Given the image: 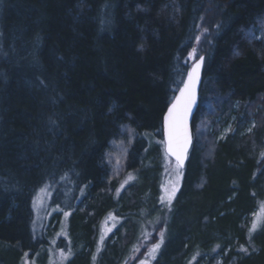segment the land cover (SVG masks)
Masks as SVG:
<instances>
[{"label": "trees", "instance_id": "16d2710c", "mask_svg": "<svg viewBox=\"0 0 264 264\" xmlns=\"http://www.w3.org/2000/svg\"><path fill=\"white\" fill-rule=\"evenodd\" d=\"M200 56L193 146L167 209L163 116ZM257 103L264 0H0V264L47 255L33 217L46 186L66 222V264H138L161 232L152 264H264V229L251 242L245 223L264 201ZM214 126L231 128L217 141ZM126 174L136 179L117 197ZM110 214L129 234L110 244L112 234L94 259Z\"/></svg>", "mask_w": 264, "mask_h": 264}, {"label": "rangeland", "instance_id": "374dc122", "mask_svg": "<svg viewBox=\"0 0 264 264\" xmlns=\"http://www.w3.org/2000/svg\"><path fill=\"white\" fill-rule=\"evenodd\" d=\"M253 32H254V35L259 39L263 36L262 30L260 27H255ZM198 55H199V53H198ZM260 102H262V98H260ZM259 103H257L258 105L256 104L258 111L259 110L264 111V106H262L263 104L260 105ZM234 119H235V117H234ZM219 120L217 119L216 122L219 123ZM256 124H258V123H256L254 118H252L250 120V124L245 126V132L250 133L253 130H255V128L257 127ZM215 128L216 127L214 126L213 131L215 130ZM230 128H231L230 126H226L223 129H221L219 127L217 129V131H214V133H213L215 135L214 136L215 140L219 141V140L225 139V137L230 132ZM208 144H210L209 141H208ZM160 152L162 154V156L160 158V162H162V164H163V170H162V172L158 173V177L156 175V178H158L159 182H160V188L161 189H160V193H159V202L161 203V200H160L161 196H166L164 189L168 188L170 186V183H172V184L176 183V171H175V163L166 155V153L164 151V144L163 143H162V146L160 147ZM260 157H261V159H264V146L260 152ZM181 171H182V175L179 178V183L177 185V191L175 193V197L173 198V200L171 202V205H172L173 201L176 199L178 192L181 188L184 170L182 169ZM129 175H131L132 177H134V179H136V175L126 174L120 182V184L123 185V187H121V185L119 186V192H117V197L121 194V192L123 191L124 188L128 187L131 184V182L134 181V179H132V180L128 179ZM42 189H46V191H41ZM42 189L37 193V195L35 196L34 201H33V217H34V228L42 234H44V233L47 234V231L49 233L48 234L49 236L47 238L48 243H49L47 255L46 256H37L31 262L28 260H24L23 264H66L68 259L71 257V252L69 250L65 249L64 247L57 246V241L61 237H63L65 239V241L68 243V235H67V231H66V222L64 221V219H59V218H56V216H54L56 214V212H59V211L57 208L52 207V205H51V201L53 198V190L48 186H46ZM164 205H165V207H167V209L170 208V206H171V205L169 206L166 201L164 202ZM161 210L164 211L163 207H160L159 211H161ZM164 214H165L164 216H166V217L168 216L166 209H165ZM165 220H166V218H165ZM254 222H257V224H258L257 229L255 231H250ZM245 223H246V225L249 226L248 227L249 228V235L248 236H249L250 241L252 242L253 238L258 236L259 233H261L264 229V201L259 203L258 210L253 214L251 213ZM124 226H125V224L123 225V223L120 220H118L114 214H110L108 217H106L101 222L99 237L97 240V244L95 245L94 253L92 254L94 258H97V256L100 254L102 249L106 246V241L110 238V236L112 234H113V238H112L110 244L114 243L116 240L120 241L121 238H124L125 236H127L129 234L128 228H126ZM138 230H139V232H138L137 236H139V239H141V237L143 236L144 238L142 240H144L145 238H148L149 237L148 234H151V233L145 232L144 230L142 231V229L140 227H138ZM101 237H103L102 242H101ZM159 237H160V234H159ZM165 238H166L165 233L163 232V242H164ZM136 249H137V247L135 246L134 249L132 250V253L129 256H131V257L136 256L138 254V250L136 251ZM159 251H160V247L158 250H156L154 258H151L149 256V251H148V257L141 259V260H148L149 264H152V261L156 258V255L158 254ZM61 252L64 253V257H66V259L61 256ZM141 260L138 262V264H140ZM129 262L130 261H125V262H123V264L124 263L128 264ZM222 262H223V258L220 257L218 259L217 264H221Z\"/></svg>", "mask_w": 264, "mask_h": 264}, {"label": "snow or ice", "instance_id": "6c2138e0", "mask_svg": "<svg viewBox=\"0 0 264 264\" xmlns=\"http://www.w3.org/2000/svg\"><path fill=\"white\" fill-rule=\"evenodd\" d=\"M195 50H193V55ZM203 62V57L199 58V61L195 63L190 72L187 74V80L183 83V86L178 89L179 95H177L167 111L165 117V129H166V140L162 143L164 144L165 153L169 157L174 158L175 171H176V183H170V186L164 189L166 196H161V203L165 201L170 206L175 193L177 191V185L179 183V178L182 175V169L184 166V161L187 158V153L189 146L192 143V134L190 130V118L192 117L193 108L197 102V86L200 80L201 64ZM146 135V134H145ZM123 152L126 154L127 148H123ZM111 153H109V157ZM119 164V160L117 161ZM129 180L134 179L131 175L128 177ZM123 187V185H121ZM41 191H46L42 189ZM119 192V189H117ZM69 213H65V216ZM257 222H254L250 231H255L257 229ZM103 237H101V242ZM163 242V232L160 233V243ZM160 243L152 246L149 250V256L154 258L156 250L159 249ZM241 251H247V249L242 248ZM61 256L64 257V253L61 252ZM95 259V258H94ZM140 264H149L148 260H141Z\"/></svg>", "mask_w": 264, "mask_h": 264}, {"label": "water", "instance_id": "95a60500", "mask_svg": "<svg viewBox=\"0 0 264 264\" xmlns=\"http://www.w3.org/2000/svg\"><path fill=\"white\" fill-rule=\"evenodd\" d=\"M200 57H203V62H202V64H201L200 80H199V83H198V86H197V102H196L195 107L193 108L192 117L190 118V130H191V134H192V143H191V145L189 146L188 153H187V158H186L185 161H184L183 169L186 168V165H187V162H188V159H189V155H190V152H191V149H192V146H193V141H194L193 120H194V117H195L196 112H197V110H198V107H199V105H200V93H201V87H202V84H203V70H204V62H205V60H204V56H200ZM200 57H198V58H197V59L191 64V66H190L188 72L191 71L193 65L199 61V58H200ZM188 72H187V74H188ZM186 80H187V75H186L185 81H186ZM185 81H184V82H185ZM182 86H183V85H182ZM182 86H181V87H182ZM177 95H179L178 91H177L175 97H176ZM175 97L173 98V100H172L171 104L169 105V107H171L172 103L174 102ZM169 107L167 108V110H166V112H165V114H164V116H163V121H162V134H163V141L166 140V129H165V123H164V121H165V117H166V115H167V111H168ZM164 151H165V150H164ZM166 155H167V154H166ZM167 156H168V155H167ZM168 157H169V156H168ZM169 158H170L171 160L174 161V158H173V157H169Z\"/></svg>", "mask_w": 264, "mask_h": 264}]
</instances>
